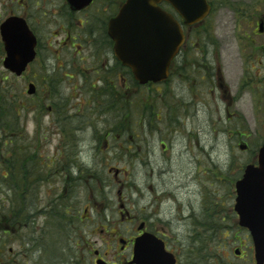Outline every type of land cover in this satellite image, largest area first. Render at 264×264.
<instances>
[{
	"label": "rangeland",
	"instance_id": "obj_1",
	"mask_svg": "<svg viewBox=\"0 0 264 264\" xmlns=\"http://www.w3.org/2000/svg\"><path fill=\"white\" fill-rule=\"evenodd\" d=\"M209 1L212 2L214 11L193 31V34H198L195 37L205 36L204 30L209 31V35L204 38L206 41L215 42L216 47L213 50V59H207L204 65L212 69L219 64L230 98H223L222 89L216 85L214 77V81L196 82L197 87L192 90L188 84L187 89L183 91L179 89L182 83L171 80L168 92L180 97L179 103L186 107L179 106L174 112L172 105L164 104L162 107L157 104L158 118L155 122L152 121L154 127L148 130L146 126L136 140L141 149L138 151L137 147L133 148L131 154L138 152L129 156L131 159H128V156H118L116 147L123 144L122 140L95 138L96 127L102 126L104 122L95 114L97 108H89L92 99L88 92L82 89V84L68 79L63 80L64 78L54 81L56 94L60 93L59 105L65 102L69 109L59 111L54 102L51 103L47 85L44 86L41 78L49 75L52 67L59 70V62L55 64V58L67 60L66 58L74 57L65 55V48L62 46L61 48L56 46L60 37L52 39L49 32L52 28L55 30V25L53 21L52 23L48 21L47 24L44 23L45 29L41 31V37L49 44L50 50L43 52L18 79V87L24 97L22 102L19 100L23 107L18 118L19 129L14 123L13 134L17 137L16 143L23 146L22 150L26 148L29 156L38 154L37 157L34 156L36 160L50 155L55 160H62L63 164L61 146L67 143L69 152L73 151L76 155L73 159L74 164L77 161V166L83 169L82 174L86 169L101 172L103 181L101 191L93 189L87 193L82 187H77L74 192L73 201L77 202L78 209L86 205L91 216L98 212L90 206L93 203H96L99 209L108 203L114 205L124 202L127 207L137 211L147 209L150 212L161 206L163 209L178 211L184 205L196 208L198 204L210 202V199L215 197L225 204L229 216L228 237L222 250L223 257L233 264H253V244L249 233L238 226V218L232 214L235 198L233 177L238 170L241 173L243 165L252 161L258 144L264 140V70L261 68L264 67V59L256 68L251 58L254 48L239 47L237 38L240 32L235 28L230 16L227 17L221 4L222 0ZM5 3L7 4V0H0V17L7 15ZM53 42L55 45L51 44ZM59 53L64 56H58ZM74 60L78 61L75 58ZM8 75L10 76V73L3 69L0 59V84L11 86L9 81H2V78ZM31 81L38 90L34 97L26 95L27 85ZM12 87L16 90L14 85L11 89ZM130 90L133 94L137 92L132 84ZM145 91L152 93L150 88L139 90ZM173 102H177V99ZM49 109L52 112H49ZM71 114L78 117L75 125L79 128L76 132L77 137L72 141L67 139L59 127L63 126ZM105 115L107 114H102L103 119ZM103 125L106 129V123ZM235 129L243 135L230 133ZM242 143L247 144V150L239 148ZM0 157H4L3 161L9 164L6 160L7 154L2 153ZM115 169L118 170L116 178ZM74 171L75 177L79 171L76 169ZM59 179L61 180L60 177ZM59 179L52 177L53 186L41 184L39 181L33 183L31 190L19 193L17 197L19 206L33 203L37 206L39 216L38 211L45 210L50 198L56 193L53 188H58L55 184L60 183ZM90 179L89 183L94 184L95 180ZM8 180L11 181L12 176ZM68 180L73 182L72 177ZM68 194L71 195L69 192ZM12 216V211H9L3 224L10 223L9 219ZM37 216V225L42 229L44 217ZM44 241L47 242L48 237L47 239L44 237ZM6 246L19 254L20 264H25L24 261L26 264H46L40 262L28 244L24 246L22 242L18 244L17 241L11 240ZM235 249L240 250L242 258L236 257ZM41 251H37L36 255H40ZM49 258L48 253L43 256L44 261H48Z\"/></svg>",
	"mask_w": 264,
	"mask_h": 264
},
{
	"label": "flooded vegetation",
	"instance_id": "obj_2",
	"mask_svg": "<svg viewBox=\"0 0 264 264\" xmlns=\"http://www.w3.org/2000/svg\"><path fill=\"white\" fill-rule=\"evenodd\" d=\"M207 1L212 10V2ZM78 3L73 5L69 0H7V4H4L7 15L0 17V23L11 16L23 18L37 36L39 58L43 52L50 50L49 44L41 37L44 23L53 21L55 30L52 28L49 34L52 39L60 37L56 46L65 48V55L78 59L75 62L74 58H55V64L59 62V70L52 67L48 72L53 82L61 78L77 81L88 92L91 104H96V99L99 103V94L110 95L117 74L123 83L124 93L130 97L131 70L127 68L129 73H122V64H117L114 44L107 33L108 21L115 16L123 0H91L82 8L75 6ZM221 4L240 32L237 38L239 47L254 48L251 58L258 68L264 59V0H222ZM160 6L180 21L168 3L161 2ZM204 22L192 29L185 27L186 40L172 59L168 79L142 87L146 90L156 88L159 104L162 107L164 104L172 105L174 112L179 106H186L179 103L180 97L168 92L171 80L182 83L179 85L181 91L186 90L188 84L192 90L197 87L196 82L213 80V77L217 82L222 74L219 64L212 69L204 65L207 59H213L215 42L187 41L190 36L198 35L193 31ZM51 44L55 45L54 42ZM58 56L64 55L59 53ZM261 68L264 70V67ZM166 95H171L170 103L165 100ZM175 99L177 102H173ZM49 112L52 110L49 109ZM61 151L63 164L62 160H55L50 155L37 160L34 155L25 165L15 154L10 168L3 161L4 157H0V264H20L19 254L6 244L11 240L19 244L25 238L33 254L46 264H138L135 259L138 237L143 238L139 264H233L222 255L228 237L229 217L224 203L205 202L196 208L184 205L178 211L161 206L150 212L147 209L138 212L124 202L108 203L100 209L93 203L90 206L98 212L91 216L86 205L78 209L76 201L70 203L68 200V192L72 190V182L68 178L81 180L83 169L77 166V161L74 164L76 155L73 151L69 152L67 143L61 146ZM24 165L29 172L27 180L24 177L21 179ZM36 169L40 170L37 179L34 173ZM74 169L79 171L75 177ZM11 176L12 180L9 181ZM52 177H60L61 180L55 184L58 188H53L56 193L45 210L38 211L39 216L44 217L43 228L37 225V206L33 203H27L29 212L21 224L17 200L19 193L31 190L36 181L53 186ZM9 211L13 213V218L7 217L11 225H4L5 215L8 216ZM232 214L236 216L234 212ZM44 237H48L47 242ZM37 251H41L40 255H36ZM46 253L50 255L48 261L43 259ZM236 257L240 259L242 255Z\"/></svg>",
	"mask_w": 264,
	"mask_h": 264
},
{
	"label": "water",
	"instance_id": "obj_3",
	"mask_svg": "<svg viewBox=\"0 0 264 264\" xmlns=\"http://www.w3.org/2000/svg\"><path fill=\"white\" fill-rule=\"evenodd\" d=\"M69 1L73 5L80 2L75 5L78 8L91 2ZM162 1L168 2L188 26L203 20L211 10L207 0H125L117 14L110 18L107 32L114 41L117 59L131 69L139 84L164 81L173 57L185 40L180 23L159 6ZM0 36L5 50L4 69L21 76L35 59V35L24 19L12 16L0 24ZM35 92V85L28 84L27 94ZM245 147L240 145V149ZM235 194L234 210L239 225L250 232L256 264H264V141L258 151L257 164H247L242 178L235 182ZM142 240L138 237L135 243L138 264Z\"/></svg>",
	"mask_w": 264,
	"mask_h": 264
},
{
	"label": "trees",
	"instance_id": "obj_4",
	"mask_svg": "<svg viewBox=\"0 0 264 264\" xmlns=\"http://www.w3.org/2000/svg\"><path fill=\"white\" fill-rule=\"evenodd\" d=\"M205 31L203 35L208 36L209 31L207 32ZM205 36L195 37V35H192L190 36L189 42L206 41V39L204 38ZM3 54H4L3 45L0 41V59ZM118 63L119 62H117V64ZM121 70L122 73L123 72L129 73L127 68L124 66L121 67ZM18 79L19 78H16L12 75L10 76L8 75L2 78L3 82L9 81L11 83V86L14 85L16 90H14L13 87L11 89V86L9 85L6 86L5 83L0 84V154L2 153L7 154L8 158L6 160L8 161L10 168H12V163H13L12 159L15 154H18L21 163H25V165L32 158L31 156H29V152L26 150V148L22 150L23 146L18 145L16 143L17 137L15 134H13L14 123L17 125L19 129L20 121L18 118L23 108L22 105L19 104V100L20 102H22L23 101L22 98L24 97L23 92L18 87ZM41 82L44 84V86L47 85V91L49 92L48 97L51 103L54 102V104L58 107L59 111L61 110L66 111L67 109H69V105H66L65 102L59 105L60 93L56 94V87L53 85L52 79L48 78V75H46V77L44 78H41ZM131 82L137 92H135L134 94L131 93L130 98H128L126 96L127 94L124 93L123 91L124 90L122 87L123 83L116 74L114 77V84L111 88L110 95L109 94L106 95V93L99 94L98 97L99 103L97 102L96 99L95 100L96 104L93 102L92 103L93 107L91 106V108H97L98 111L95 112V114L101 117L102 122L106 123V129H104V125H103L104 123H102V126L96 127L97 133H95V138L99 139L101 137L103 139L104 137H106L107 140H110V138H113L115 140H122L123 144L118 145V147H116V150L119 152L118 156L121 157L128 156V159H131L129 158V156H133L141 149V145H139V143L136 141L137 138L139 137V134H141L145 130L146 126L148 130L154 127L152 126L153 125L152 121L155 122L156 119L158 118L157 104H159L158 103L159 101L157 99L156 88H150V91L152 93L146 91L139 92L142 86H140L132 77H131ZM56 86L58 88L57 84ZM35 95L29 97H34ZM171 99H172L171 95H166L165 100L167 101V103H170L172 101ZM103 113L107 114L105 115V119H103L102 117ZM68 116H70L68 120L63 124V126H59V127L62 128V132L64 131L67 139L72 141L77 137L76 132L79 128H77L75 123L77 122L76 120L78 117L75 114H71ZM238 119L240 120V118ZM230 133L239 134L241 136L243 135L238 129L232 130ZM21 135L22 133L19 134V136ZM129 137L131 138L129 139ZM133 145H137V146H133ZM136 147L138 148V151H135L134 153L131 154V152H133L132 151L133 148ZM114 154L116 155V153ZM34 155L36 156L38 154L35 153ZM25 165L21 169V172H23L21 173V179L25 178V180H27L29 172L28 169L25 167ZM39 171H40L39 169H36L34 172L36 179L38 178ZM239 175H240V170H238V172L235 173L234 175L235 177H233V181H235L239 177ZM87 176L95 180V183L94 184L89 183L90 178H88ZM96 184L98 186H96ZM102 186H103V181H102L101 172L86 170L81 180L75 178L73 179L72 190L69 191L71 195L69 196L68 194L69 196L68 200L70 201V203L73 202L74 192L77 187L78 188L82 187L88 193L89 190H93V189L102 190ZM210 200H211L210 202L212 203L219 202V200L216 199L215 197H213V199ZM219 203H223V202H219ZM28 212H29V208L27 203L20 206L19 216H20L21 224L24 223ZM21 242L24 246L28 244L27 238H25Z\"/></svg>",
	"mask_w": 264,
	"mask_h": 264
}]
</instances>
